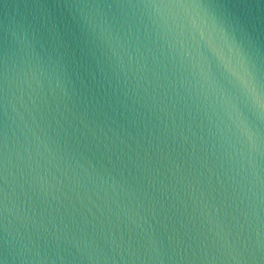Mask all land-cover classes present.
I'll use <instances>...</instances> for the list:
<instances>
[{
    "label": "water",
    "instance_id": "obj_1",
    "mask_svg": "<svg viewBox=\"0 0 264 264\" xmlns=\"http://www.w3.org/2000/svg\"><path fill=\"white\" fill-rule=\"evenodd\" d=\"M0 264H264V0H0Z\"/></svg>",
    "mask_w": 264,
    "mask_h": 264
}]
</instances>
